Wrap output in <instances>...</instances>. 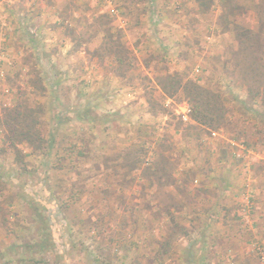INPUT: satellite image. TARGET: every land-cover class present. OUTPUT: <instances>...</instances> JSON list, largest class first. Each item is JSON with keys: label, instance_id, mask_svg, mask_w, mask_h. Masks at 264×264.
<instances>
[{"label": "rangeland", "instance_id": "rangeland-1", "mask_svg": "<svg viewBox=\"0 0 264 264\" xmlns=\"http://www.w3.org/2000/svg\"><path fill=\"white\" fill-rule=\"evenodd\" d=\"M109 1L115 13L56 0L55 14L47 0H0V116L25 102L53 143L19 146L16 166L0 131V264H263L264 108L246 93L236 36L259 33L264 0ZM246 45L264 65V33ZM169 76L219 96L216 129L187 127L185 96L162 91ZM125 149L144 165L171 157L175 184L151 191Z\"/></svg>", "mask_w": 264, "mask_h": 264}, {"label": "trees", "instance_id": "trees-1", "mask_svg": "<svg viewBox=\"0 0 264 264\" xmlns=\"http://www.w3.org/2000/svg\"><path fill=\"white\" fill-rule=\"evenodd\" d=\"M253 7L257 9L255 12L259 16V21L261 20L260 22L262 24V29H260L259 33H254L251 30L243 28L238 29L236 37L239 46L238 51L241 52L249 65L246 67L245 76L251 78V81L247 83L248 87L246 93L254 104H256L257 99L259 106L264 108V70L261 71L264 68V65L262 63V55L259 57L255 56V53L252 51V46L246 45V42L250 44L252 40L260 39L261 34L264 33V18L262 19V17H264V9L260 11L259 8L261 5H258L257 3H255ZM236 30L237 28H234L231 31ZM107 53L109 55H113L116 62H119L114 51L110 49ZM165 80L175 83V87L172 88L173 93L171 95H169L170 93L166 91L165 87H163L162 91L164 94H167V96H172L179 90L189 103V122L191 124L188 123L189 125L187 127H194L192 126L193 124L206 130L216 129L218 127L220 122L219 120L221 119L224 110L221 100L216 93L201 88L190 80L179 81L171 76L167 77ZM32 86L39 91L44 89L43 85L40 86L38 84L32 83ZM2 112L3 113L0 116V131H2L4 134L3 145L5 149L12 151L13 163L16 166L22 165L24 156L19 150V146H26L31 150V152H40L41 154L43 151L47 152V150L51 149L53 146L52 141L44 137L41 131L40 122L37 118L39 110L26 106L24 102L22 104L17 103L13 108L10 109L3 108ZM79 153L80 151L78 154ZM129 153L130 151L125 149L120 153L119 156H121L123 160L129 162V170L143 171V176L150 181L149 187L152 189L151 191H154L155 188H167L175 184V180H177L173 179L175 176L173 175L175 171V161L171 157H165L163 155L160 156L159 161L156 160L157 163L153 161L152 163L144 165L143 162L137 158L128 160L127 157L129 156ZM166 158H169L170 160ZM153 195L154 200L157 199V197H155V192ZM157 204L159 207L161 206L162 214H165L167 218L169 217L172 221H174V218H172L174 210L172 201H170V203H164L162 206L161 200H157ZM155 205L156 203L154 206ZM155 208L157 211V205L152 210ZM169 238L170 241L171 237ZM164 244L166 246L168 241ZM161 249L162 254L167 253L168 249L166 247L161 246ZM159 252L160 251H157V254L161 255Z\"/></svg>", "mask_w": 264, "mask_h": 264}, {"label": "crops", "instance_id": "crops-1", "mask_svg": "<svg viewBox=\"0 0 264 264\" xmlns=\"http://www.w3.org/2000/svg\"><path fill=\"white\" fill-rule=\"evenodd\" d=\"M37 0H31L30 4L32 2H34V4L36 3ZM56 0H47V2L49 3V5H51L52 9L53 8H57L59 6V2H56ZM56 5L55 7H53V5ZM25 7H26V10L27 12H29V14H31V16L33 17H36V16H40V15H37L39 13H36V15H33L32 14V11L34 12V8L30 7L29 3H26L25 4ZM50 6H48L47 8H49ZM51 7L49 8V10L51 9ZM54 13L56 14L57 11L55 9H53ZM38 12L42 11L41 9H38L37 10ZM42 13H48V11H42ZM41 13V15H42ZM48 15V14H47ZM9 39L7 36L5 38V40ZM255 182H253L254 186H255V189H254V192L256 194V210H257V207L259 208V211H256V216L255 217V228H256V232L254 234V236L256 235V237L258 238V240L263 243L264 242V180H261L262 178L259 177L258 175L255 176ZM260 180V181H259ZM258 182H261L259 185H257L256 183ZM259 187L261 188L259 190ZM258 194V195H257ZM262 206V208L260 207ZM210 217V215H208ZM258 231H260V234L257 235Z\"/></svg>", "mask_w": 264, "mask_h": 264}, {"label": "built area", "instance_id": "built-area-1", "mask_svg": "<svg viewBox=\"0 0 264 264\" xmlns=\"http://www.w3.org/2000/svg\"><path fill=\"white\" fill-rule=\"evenodd\" d=\"M106 6L110 9L109 11L111 13H115V10L113 8H111V4L109 0H102ZM180 117L182 119L183 122H186L189 120L190 118V108L188 105H186L185 107L182 108L181 113H180ZM212 135H215V133H212ZM259 258L260 260L263 262L264 264V253L259 252Z\"/></svg>", "mask_w": 264, "mask_h": 264}]
</instances>
